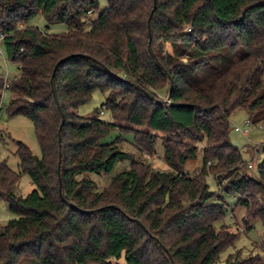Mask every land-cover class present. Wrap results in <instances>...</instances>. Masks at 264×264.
Masks as SVG:
<instances>
[{
    "label": "trees",
    "instance_id": "trees-1",
    "mask_svg": "<svg viewBox=\"0 0 264 264\" xmlns=\"http://www.w3.org/2000/svg\"><path fill=\"white\" fill-rule=\"evenodd\" d=\"M98 8L97 0H0V40L18 70L0 91L11 93L9 116L31 121L40 150L17 141V171L0 161V202L15 215L0 227V264H219L239 235L216 225L227 212L223 194L235 198L232 213L245 210L244 232L258 219L264 239V160L249 175L228 138L235 110L264 125V0H157L150 46L161 68L148 51L153 0H105L88 18ZM39 13L44 29L28 24ZM53 24L67 31L50 33ZM69 55L77 56L54 76L58 142L50 77ZM96 90L110 122L98 109L76 112ZM113 131L132 133L137 158L120 149L121 137L100 142ZM159 138L164 170L140 160ZM198 152L200 166L185 172ZM125 159L129 167L101 191L86 177ZM22 176L34 187L25 196L15 192ZM259 263L237 250L221 264Z\"/></svg>",
    "mask_w": 264,
    "mask_h": 264
},
{
    "label": "rangeland",
    "instance_id": "rangeland-1",
    "mask_svg": "<svg viewBox=\"0 0 264 264\" xmlns=\"http://www.w3.org/2000/svg\"><path fill=\"white\" fill-rule=\"evenodd\" d=\"M98 1V10L94 13L88 15V18H93L104 8L105 0ZM29 25L37 26L40 29H44L47 24L44 18L39 13L33 16L29 21ZM50 33H63L67 31V26L65 24H53L48 26ZM168 48V46H166ZM17 65L11 62L5 53L4 46L0 40V74L3 75L9 82L17 74ZM161 95V94H160ZM163 96V95H161ZM11 93L7 89L0 91V161L5 160L7 166L13 170L17 171L18 159L15 155L16 142L20 141L24 143L32 154L39 156L40 150L37 144L33 126L31 121L22 115L9 116L6 112V107L8 101L10 100ZM105 93L98 90L91 94V98L83 105L79 106L76 112L79 115L91 116L94 109H98V118L103 121H112L111 115L108 110L101 109L100 106L104 102ZM248 119L246 112L243 110H235L229 118L230 131L228 134L229 142L237 147L241 153L242 159L246 164L251 165V169L246 170L249 175L256 174V168L264 160V125L263 124H250L248 128L247 135L241 133V131H235V127L238 126L244 129V121ZM128 127L127 124H123ZM261 126V128H259ZM160 137L164 134H159ZM117 137H121L124 141L120 143L119 147L122 151L127 152L132 155L135 159L139 156L138 152L132 147L133 135L130 132L121 133L119 131H113L108 135L104 136L100 142L102 144H107L114 141ZM200 150L205 142L196 144ZM141 159L144 161L151 162L154 167L159 169H166V165L162 161V145L161 139L159 138L155 143V153L153 155L144 154L140 155ZM131 159H125L117 162L113 169L108 173H87L86 177L93 181L97 187L98 191L107 187L112 177L121 171L129 167ZM200 166V152L193 160L187 161L184 166V170L187 173H192ZM207 184L211 191L217 189L214 179L209 176L207 177ZM32 189L33 185L30 183L27 176H22L15 188V192L20 196H25ZM223 199L227 206V212L224 218L218 222L216 225H226L229 226L232 231L237 230L239 235L234 241V243L228 246L223 252L219 254L217 262L219 264L223 263L229 254L234 253L237 250L242 252V256L258 255L260 257V263L264 264V239L263 230L260 220L254 219L251 221L252 228L244 232V226L242 224V219L245 217V210L243 208H235L233 213L231 209L235 203V198L231 195H224ZM15 215L11 213L6 205L2 202L0 203V227L5 225L8 220L14 218ZM19 264H37L34 260H23Z\"/></svg>",
    "mask_w": 264,
    "mask_h": 264
},
{
    "label": "water",
    "instance_id": "water-1",
    "mask_svg": "<svg viewBox=\"0 0 264 264\" xmlns=\"http://www.w3.org/2000/svg\"><path fill=\"white\" fill-rule=\"evenodd\" d=\"M156 3H157V0H153V8L150 12V16L148 17L147 19V34H148V51H149V54L152 56V58L154 59L156 65L158 68H161L159 62L157 61V59L155 58L154 54H153V51L151 49V46H150V42H151V38H152V33H151V27H150V20H151V16L156 8ZM74 56H77V55H69V56H66L64 58H61L60 60H58L54 67H53V70H52V73H51V77H50V86H51V91H52V95H53V100H54V103L56 105V108H57V111L60 113V117H61V122H60V125H59V128H58V142H60V132H61V128H62V125H63V116L61 114V110H60V106H59V102H58V97H57V93H56V89H55V84H54V76H55V72L57 71L58 67L63 64L66 60L74 57ZM86 58H89V57H86ZM90 60L94 63H97L94 59H91ZM99 64V63H97ZM136 89L143 92L146 97L148 98H152L147 92H145L143 89H141L140 87L136 86ZM60 157V156H59ZM58 180H59V183L61 181V176L58 175ZM67 205L71 208H74L75 206L69 202H66ZM99 209H96V210H80V212L82 213H85V214H90V213H94L95 211H98ZM144 231H146V229L136 220L135 221ZM157 242V240H155ZM163 250H165L163 247H162ZM171 264H175V262L171 259Z\"/></svg>",
    "mask_w": 264,
    "mask_h": 264
},
{
    "label": "built area",
    "instance_id": "built-area-1",
    "mask_svg": "<svg viewBox=\"0 0 264 264\" xmlns=\"http://www.w3.org/2000/svg\"><path fill=\"white\" fill-rule=\"evenodd\" d=\"M0 79L4 82V87L7 88V87H8V82H7L6 78L4 79V77H3L2 74H0ZM244 126H245L244 129H241V128L238 127V126H236L234 129H235V131H241V133H243L244 135H247V133H248V128H249V126H250V122H249V120L244 121ZM259 128H261V126H259ZM247 168H251V165L248 164V165H247Z\"/></svg>",
    "mask_w": 264,
    "mask_h": 264
},
{
    "label": "crops",
    "instance_id": "crops-1",
    "mask_svg": "<svg viewBox=\"0 0 264 264\" xmlns=\"http://www.w3.org/2000/svg\"><path fill=\"white\" fill-rule=\"evenodd\" d=\"M0 203H2V202H0Z\"/></svg>",
    "mask_w": 264,
    "mask_h": 264
}]
</instances>
